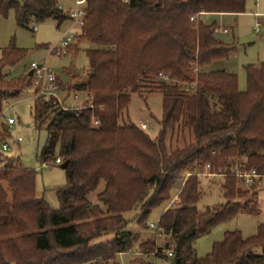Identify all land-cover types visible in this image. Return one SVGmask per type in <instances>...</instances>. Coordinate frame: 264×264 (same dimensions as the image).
<instances>
[{"label":"trees","instance_id":"obj_1","mask_svg":"<svg viewBox=\"0 0 264 264\" xmlns=\"http://www.w3.org/2000/svg\"><path fill=\"white\" fill-rule=\"evenodd\" d=\"M246 1L86 0L79 40L94 48L86 49L87 78L68 89L90 99L80 110H64L53 97L34 99L32 108L35 126L47 134L43 160L69 161L67 184L56 189L60 208L37 196L35 170L1 157L0 264H120L118 255L135 247L130 221L149 230L151 212L176 195L158 219L164 243L147 239L141 253L172 264H264V223L249 237L226 231L206 256L194 248L220 223L260 213L257 181L246 187L235 172L264 174V63L245 67L247 90L240 91L237 76L216 65L235 47L216 38V23L198 17L242 13ZM10 11L27 29L69 19L56 0H0V15ZM25 53L13 41L0 52V119L5 101L31 86L29 70L11 79L5 72ZM143 84L162 93L154 139L127 115L131 94L146 96ZM207 172L223 176L226 202L199 210V178ZM107 235L113 238L96 242Z\"/></svg>","mask_w":264,"mask_h":264},{"label":"rangeland","instance_id":"obj_2","mask_svg":"<svg viewBox=\"0 0 264 264\" xmlns=\"http://www.w3.org/2000/svg\"><path fill=\"white\" fill-rule=\"evenodd\" d=\"M76 1L56 0L66 14L68 11L77 8ZM255 12L261 13L256 14ZM202 19L210 24L216 23L230 29L227 34L215 33L218 39L229 45H235L236 51L231 53L226 65L228 70L237 76L239 90L246 91L247 76L245 67L264 63V25H260L259 28L256 26L258 21L264 22V8H257L254 0H247L246 11L243 14L225 16L210 14L202 16ZM255 27L258 28L256 32ZM80 34L81 28L70 19H67L58 27L57 21L49 18L38 24L31 23L27 29L17 25L14 11H10L7 16L0 15V52L12 41L18 48L26 51L21 62L5 70L7 77L10 79L22 77L26 74L32 62L44 63L58 75L62 90L61 99L71 96L68 86L71 82H80L87 78L88 57L86 49L94 48V45L88 42H80ZM72 37L70 45L64 50L62 40ZM53 48L57 49L52 51ZM70 50L76 52L68 53ZM221 64H224V62L216 63L217 66ZM69 72L74 74L77 79L70 78ZM39 92L40 89L35 87L32 80L31 86L25 88L18 98L7 100L9 106L4 103V116L0 119V139L7 142L9 150L1 152L0 158H5V156L17 157L22 166L35 170L37 174V196L44 197L52 209H59L60 203L56 189L66 186V171L61 168L60 164H52L48 168H41L44 161L41 157V151L45 145L47 134L45 130L37 129L32 114L34 99ZM142 93L146 96L143 97L138 93L131 94L127 115L130 121L138 127L141 123L147 124L145 132L154 139L161 128L159 121L163 116L162 93L157 91L156 88H150L144 84ZM79 95L80 97L76 102L69 103L71 105L81 104L85 94L80 93ZM69 103L66 102L68 106H71ZM8 117L15 119V124L12 127L7 126ZM2 124H4L3 128L7 130V133L3 134ZM180 145H182L181 142ZM51 162L54 163V161ZM199 179L202 189V196L197 203L199 210L226 202L221 187L224 180L222 176H202ZM103 188L104 183H101L97 191H101ZM176 193L178 191H175ZM90 199L93 202L96 201V192L90 194ZM255 200L260 208L259 214L241 212L235 218L212 228L209 233L197 238L194 242L196 255L203 257L210 253L213 244L221 241L226 231L240 230L245 237L254 235L257 232L258 225L264 223V180L257 186ZM165 207L166 204H162L151 212L148 218L149 225L158 222ZM135 213L133 211L128 212L125 217L131 220ZM127 229L136 236L135 247L131 250V253L125 252L118 255L120 264H172L169 258L165 259L153 254L140 253L139 245L142 242L151 237L156 238L150 229H140L133 220L130 221ZM111 238H113V235H107L96 240V242ZM157 238H159L158 244L162 245L165 240L164 237ZM257 252H260V250L257 249Z\"/></svg>","mask_w":264,"mask_h":264},{"label":"built area","instance_id":"obj_3","mask_svg":"<svg viewBox=\"0 0 264 264\" xmlns=\"http://www.w3.org/2000/svg\"><path fill=\"white\" fill-rule=\"evenodd\" d=\"M123 1H128V0H123ZM85 3H86V0H77L76 1L77 8L67 12V16L69 17V19L72 20L80 28H82V26L85 23V20H84L85 19V10H84ZM194 19H195L194 16L191 17V20H194ZM256 26L257 27L260 26V23H257ZM224 32H227V30H224ZM72 39L73 37L62 40V46L64 47V50H66L67 47L70 45V41H72ZM55 49L57 48H53L52 51ZM29 69L33 71V74L31 77L35 84V87H38L40 89V92L37 94L35 99H38V98L47 99L49 97H53L58 103V105L61 106V108L64 110H70V109L80 110L86 107L85 103L87 100L90 99V97L85 92H75L71 94V96L69 95V96H66L64 99H61L62 90L59 84L58 75L54 73L52 70H50L46 64L32 62ZM80 93L85 94V97L83 98V101H82L83 104L81 103V104L71 105L69 102H74V101L76 102L78 98L80 97L79 95ZM70 97L72 98L70 99ZM66 102L69 103L71 106H68ZM5 105L9 106V103L5 101ZM6 122H7L8 127H12L15 124V119L12 117H8ZM99 124L100 122L98 120L94 121L95 126ZM140 126L144 130L147 129V124L145 123H141ZM8 150H9V145L7 144V142L3 139H0V153L6 152ZM51 161H54V163H52ZM63 162L64 161L62 160L61 157H57L54 160L43 161L41 164V168L42 169L48 168L52 164L61 165L63 164ZM205 175H215V174H211L207 172L205 173ZM235 176L238 178L240 183L246 187L251 186L255 181H257V183L260 184L264 180V174H258L255 171H250V172L245 171L244 172V171L237 170L235 172ZM150 230L153 231L157 237L162 236L160 232L161 228L159 227L158 222L151 223ZM168 255L172 256L173 254L172 252H169Z\"/></svg>","mask_w":264,"mask_h":264},{"label":"crops","instance_id":"obj_4","mask_svg":"<svg viewBox=\"0 0 264 264\" xmlns=\"http://www.w3.org/2000/svg\"><path fill=\"white\" fill-rule=\"evenodd\" d=\"M255 1V5H256V7L257 8H264V0H254ZM247 2V1H246ZM246 11V10H245ZM66 13V12H65ZM243 13H245V12H242V13H202L201 15H199L198 17H199V19H201L204 23H206V24H210V23H208V22H206L205 20H203L202 19V16H208V15H210V14H217L218 16H225V15H229V14H231V15H237V14H243ZM256 14H258V13H261V12H255ZM257 23H260V25H264V22H262V21H258ZM217 25V24H216ZM260 26H258V28H259ZM258 28L257 27H255V32H256V30H258ZM224 30H227V32H224ZM229 31H230V29L228 28V27H225V26H221V25H217V29H216V32H220V33H222V34H227V33H229ZM75 36V35H74ZM215 36H216V33H215ZM216 38H217V36H216ZM218 39V38H217ZM220 40V39H219ZM220 41H222V40H220ZM222 42H224V41H222ZM83 43H85V42H83ZM225 43V42H224ZM226 44H228V43H226ZM231 45V44H230ZM231 46H233V47H235V45H231ZM235 51H236V47H235ZM235 51H233L232 53H234ZM69 53V52H68ZM76 54V53H75ZM228 61V60H227ZM227 61H225L224 62V64H221V65H219L218 67H221V68H223V69H225L226 71H228V72H230V73H232L231 71H229L228 70V67H227V65H226V63H227ZM27 70H29L30 71V69L28 68ZM74 76V74H72L71 72H69V77L70 78H72ZM209 176H216V175H205V177H209ZM218 176H221V175H218ZM223 177V176H222ZM176 198V199H175ZM175 199V200H174ZM174 199L172 200V202H171V204H167L166 205V207L164 208V211L169 207V206H171L173 203H176L177 202V200H179L178 199V197H177V195L174 197ZM155 237L157 238V236L155 235ZM160 237H163V236H160ZM152 238V237H151ZM150 238V239H151ZM157 239H159V238H157ZM157 242H158V240H157ZM130 253H131V251H129ZM128 253V252H127ZM141 253V252H140ZM141 254H143V253H141ZM131 262H132V260H131Z\"/></svg>","mask_w":264,"mask_h":264},{"label":"water","instance_id":"obj_5","mask_svg":"<svg viewBox=\"0 0 264 264\" xmlns=\"http://www.w3.org/2000/svg\"><path fill=\"white\" fill-rule=\"evenodd\" d=\"M32 74H33V71L30 70L29 73H28V75L29 76H32ZM68 165H69V161L68 160L67 161H64L63 164H61V168L67 169Z\"/></svg>","mask_w":264,"mask_h":264}]
</instances>
